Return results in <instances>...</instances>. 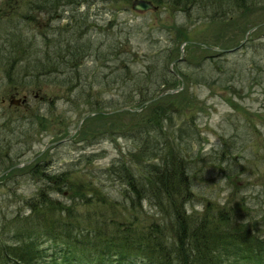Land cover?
Returning <instances> with one entry per match:
<instances>
[{"label": "rangeland", "instance_id": "374dc122", "mask_svg": "<svg viewBox=\"0 0 264 264\" xmlns=\"http://www.w3.org/2000/svg\"><path fill=\"white\" fill-rule=\"evenodd\" d=\"M17 1L5 25L17 21L35 52L29 59L20 50L0 52V172L6 170L0 264H15V252L25 249L36 252L34 264H58L71 245L85 252V264H158L148 251L134 253L131 243L117 255L125 230L140 234L150 227L162 232L166 264H179L170 236L181 229L193 243L191 236L208 224L225 236L239 234L218 219L224 213L264 241V3L226 12L212 3L189 0L186 10L166 0L140 12L131 2H94L62 5L49 16L31 10V0ZM253 26L234 53L216 55L192 44L233 47ZM45 37L58 41L46 45ZM67 38L86 47L76 69L50 71L32 85L30 64L43 55L38 50L53 57ZM181 51L184 58L171 65ZM14 85L17 97L27 96L17 108L7 100ZM173 168L166 187H182L189 196L170 207L161 177ZM180 171L185 181L177 179ZM158 175L156 196L139 198ZM180 204L192 217L186 225L175 221ZM102 227L99 240L106 244L96 250L116 252L113 260L87 253ZM196 249L186 258L209 260L205 246ZM241 257L252 261L229 251L214 264H250Z\"/></svg>", "mask_w": 264, "mask_h": 264}, {"label": "trees", "instance_id": "16d2710c", "mask_svg": "<svg viewBox=\"0 0 264 264\" xmlns=\"http://www.w3.org/2000/svg\"><path fill=\"white\" fill-rule=\"evenodd\" d=\"M118 1H124V2H130V0H31L29 2V8L31 10L36 9L39 12H43L45 14H48L49 16L51 15H55L58 13L59 11V6L62 5H80V4H91L94 2H102V3H106V2H118ZM152 2H154V4H163L164 1L166 0H151ZM169 2H175L177 0H168ZM194 3L198 2L197 4L203 5L204 4H208V3H212V6H216V7H224L226 12H231L232 10H243L246 6L247 3L249 4H253L255 2H261L264 3V0H201V1H194L192 0ZM5 4L9 3V0H4L3 1ZM177 4H182L184 5V8H188V6L192 5V2H189V0H178ZM195 6V5H194ZM14 10V9H13ZM217 12H213L212 15L216 14ZM211 14V11H210ZM5 16H7V13L4 15H0V52L3 53L4 51H13V53L15 51L20 50L21 54L26 53V59H29L32 54L35 52L34 49V39L32 38L30 41H27L26 36L23 35V33L19 32L18 25H17V21L16 22H9L8 24L5 25V21L6 18ZM34 14H30L28 15L29 18H33ZM31 20V19H29ZM3 32V33H2ZM3 36L8 37L5 41H3L4 38H2ZM79 38L75 39V40H69L68 38L65 40L64 46L63 48H59L57 50V48L54 49L55 52H58L56 55H54L53 57L50 56V53L48 50L44 49H40L38 50V52H43V55L41 56V58L36 59L35 63H32L30 65H32L31 67L34 68L32 73H30L31 76V84L35 85V86H39L41 83V75H47L48 72L50 71H62V69L64 68H74L76 69L77 65L79 64V62L81 61V58L83 57V55H85L86 53V47H81L79 46L81 43L78 40ZM8 40H10V43H7ZM45 43L46 45H49L50 42H55L58 41L56 37L52 38L51 40H49L47 37H45ZM63 52V54L61 53ZM102 51L99 52V54H101ZM49 58H54V59H49ZM49 59V60H48ZM67 72V71H65ZM43 75V76H44ZM15 86V85H14ZM70 87V86H69ZM174 163V162H173ZM172 163V165H173ZM176 176V172L173 168L172 172H166L163 173L161 180H164L163 184V189L161 190V196L162 194H167L168 200L171 202V206L177 204V203H183L185 200V197H188L189 195L187 194L188 190L182 188L181 189L179 187H173L170 186V188L166 187V182L170 179H174ZM177 179L179 181H185L184 179V175L182 174V172L180 171L178 174ZM160 180V175L157 176V178H154L153 181H151L150 186L148 189L144 190L143 192H138L137 196L140 197H144V196H150V197H155L156 196V188L158 187V184ZM183 185H185L184 183H181ZM181 191V192H179ZM160 201V200H158ZM156 201V205L159 206L160 202ZM188 202H186L185 204H187ZM176 209V208H175ZM176 221L179 222L180 225H186V219L187 217L192 218L190 215H188L186 213V209L185 207L180 204V208H177L176 210ZM224 213V212H223ZM224 217H219L218 219L222 220V223L224 221H226L227 217L226 214L224 213ZM205 222V221H204ZM202 222V223H204ZM235 225H231L229 226V228H233ZM207 228V229H206ZM204 230H202L201 233L206 232V236H207V241L209 244L214 245H218L219 243H228L226 244V246H230L231 248H235L238 249L237 247H242L245 250L247 249L248 251H252L249 248L253 247V245L255 244L257 247H259V244H263L264 245V241L260 242L257 241L254 236H251L250 239H248L246 236H244L243 232H240V228L236 229L237 232H240L239 234H232V235H222L223 233H220L218 231H216L215 229H212L211 226L206 227ZM240 229V230H239ZM134 232V230H130L127 229V236H125L122 241H123V247H127L130 246L129 240L131 241V245H133V247H137L133 248V252L134 253H139L138 250H145L150 252L152 255L151 257L154 259L156 258V261L158 262V264H166V261L164 260V255L162 254L164 248L162 247V232L160 230H156L154 228H149L147 233H132ZM225 236V237H224ZM228 236V238H227ZM170 238H173L174 240V245H175V251L178 253H181L178 256V260H179V264H210V261L214 262V257H211L209 259L208 255H205L204 257H207L209 260L205 261H196L190 258H186V256L190 255L191 253H189V250H193L192 249H188L186 248V242H182L183 239L188 238L184 235V233L182 232V230L180 229L178 231V233H174L170 236ZM177 241V242H176ZM198 241L199 244L202 243V237L201 235L198 237ZM180 242V244L178 243ZM178 243V244H177ZM237 246V247H236ZM24 247V246H21ZM195 247H197V244L195 245ZM120 248L122 249V247L120 246ZM123 248V249H124ZM15 251V250H12ZM196 251H198L196 249ZM14 253V252H13ZM16 254H14V256H18L21 255V258L25 264V262H27L28 259H26V252H15ZM23 253V254H22ZM173 253V251H172ZM186 253V254H185ZM193 253H195V251H193ZM197 258L202 257L198 254L195 255ZM212 262V264H213Z\"/></svg>", "mask_w": 264, "mask_h": 264}, {"label": "water", "instance_id": "95a60500", "mask_svg": "<svg viewBox=\"0 0 264 264\" xmlns=\"http://www.w3.org/2000/svg\"><path fill=\"white\" fill-rule=\"evenodd\" d=\"M132 9H134V10H140V11H145V10H148V9H154V7H153L152 3L149 0H133L132 1ZM253 29L254 28H250L248 31H251ZM240 46H241V44L238 45L237 47L230 48V49H216V50H218L220 52H230V51L236 50ZM158 97H160V96H157L156 98H153V99L149 100L148 102H152L153 100L157 99ZM18 103H19V100L10 101V104H18ZM124 109H126V108H124ZM67 139H68V137H65V138H63L61 140L52 142L49 145L45 146V148H47L51 144H57L59 142H62L64 140H67Z\"/></svg>", "mask_w": 264, "mask_h": 264}, {"label": "flooded vegetation", "instance_id": "af4514ba", "mask_svg": "<svg viewBox=\"0 0 264 264\" xmlns=\"http://www.w3.org/2000/svg\"><path fill=\"white\" fill-rule=\"evenodd\" d=\"M12 94H15V96H17V92L13 90V92H9V94L7 95V98H8V97L10 98V96H11ZM10 99H11V98H10ZM14 99H15V98H14ZM14 99H11V100H14ZM1 100H2V102H4V101L6 100V98L3 97ZM14 101H15V100H14ZM21 105H22V104H21ZM15 107L17 108V107H19V106H15Z\"/></svg>", "mask_w": 264, "mask_h": 264}]
</instances>
